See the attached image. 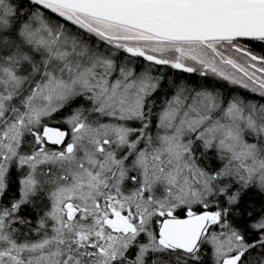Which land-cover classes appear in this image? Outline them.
Returning <instances> with one entry per match:
<instances>
[{
  "label": "snow or ice",
  "instance_id": "snow-or-ice-1",
  "mask_svg": "<svg viewBox=\"0 0 264 264\" xmlns=\"http://www.w3.org/2000/svg\"><path fill=\"white\" fill-rule=\"evenodd\" d=\"M0 264H264V0H0Z\"/></svg>",
  "mask_w": 264,
  "mask_h": 264
}]
</instances>
